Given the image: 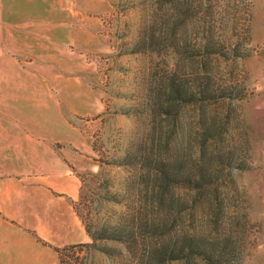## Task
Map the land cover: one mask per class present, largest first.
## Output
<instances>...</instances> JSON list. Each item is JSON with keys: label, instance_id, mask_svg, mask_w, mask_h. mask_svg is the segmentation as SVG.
Listing matches in <instances>:
<instances>
[{"label": "rangeland", "instance_id": "374dc122", "mask_svg": "<svg viewBox=\"0 0 264 264\" xmlns=\"http://www.w3.org/2000/svg\"><path fill=\"white\" fill-rule=\"evenodd\" d=\"M106 1L109 8L96 15L98 51L80 52L102 109L68 119L78 133L70 141L78 136L95 162L79 174L78 209L112 222L136 220L139 248L193 232L192 264H264V0ZM76 145L66 147L75 152ZM161 163L182 172L168 180L163 206L152 185ZM199 168L208 171L204 190L184 175ZM96 244L113 254L82 247L65 258L183 264L134 259L115 240Z\"/></svg>", "mask_w": 264, "mask_h": 264}, {"label": "crops", "instance_id": "0c3cea01", "mask_svg": "<svg viewBox=\"0 0 264 264\" xmlns=\"http://www.w3.org/2000/svg\"><path fill=\"white\" fill-rule=\"evenodd\" d=\"M108 8L106 0H0V264H64L56 248L91 241L79 174L95 162L78 136L70 141L78 133L68 119L102 109L80 52L100 47L96 15ZM61 142L77 151L54 147Z\"/></svg>", "mask_w": 264, "mask_h": 264}, {"label": "trees", "instance_id": "16d2710c", "mask_svg": "<svg viewBox=\"0 0 264 264\" xmlns=\"http://www.w3.org/2000/svg\"><path fill=\"white\" fill-rule=\"evenodd\" d=\"M212 52H217V50H213ZM204 90L208 91L207 88H204ZM179 91V90H178ZM209 92V91H208ZM180 92H178L179 94ZM222 95V94H221ZM177 167L166 165L164 163H161L160 166H156L153 169V172L155 173L153 176V187H156V200L158 205L163 206L164 203L168 202V200L165 198L166 191H169L168 186L170 183L168 182L169 179L174 178L177 175H180L182 172H178ZM185 177H188L187 179L192 180L195 182V187L198 190H204L206 185H209L206 183V177L208 176L207 169L199 168L198 171L192 175V173H189V170H187L184 173ZM196 176L195 180L192 179V176ZM97 177V175H93ZM183 178V177H182ZM184 179V178H183ZM98 193V192H97ZM99 195H101V192L99 191ZM104 195V196H103ZM103 198L106 200H112L115 199L114 193H103ZM82 195L80 193L78 200V205L81 203ZM86 201V200H84ZM180 201V200H179ZM181 207L178 209V212L181 211L183 208V203L180 201ZM88 206V205H86ZM79 214L84 222L85 229L89 236L91 237V242L89 243H82V244H72V245H66L61 248H56V251L58 252L60 261L64 264H79L77 262L76 258H71L69 255H67L68 259L65 257V253L68 250L76 249V248H82V247H94L100 251H103L106 254L112 255L114 248L112 247H106V246H97L96 242L98 240H115L118 242H121L126 250L128 251V254L132 256L134 259H142L146 260L149 259L148 262L153 261L157 257H163L161 259V262H164V259L166 260H183V264H192L188 258L191 256L195 249L194 244V235L193 232H189L188 230L179 231V234H177L175 237H169L170 241L173 239V242L170 243H164L162 245L158 246H152L150 249H145V247H138L137 241L139 240L140 235L138 234V231L135 229L136 220H133V223L135 225H129L130 219L124 218L122 216L119 217V220H116L115 222H112L110 218L103 217L102 219H99L98 217H95L91 214V212L86 209L84 212L80 209H78ZM151 228V230H156L159 228V224L154 221H148L147 225ZM169 240V239H168ZM211 251V250H210ZM208 258L210 257L209 253H206ZM213 255V251L211 252V256ZM216 264H218V260H216ZM86 264V263H85Z\"/></svg>", "mask_w": 264, "mask_h": 264}]
</instances>
